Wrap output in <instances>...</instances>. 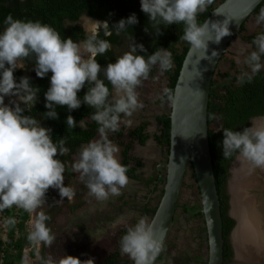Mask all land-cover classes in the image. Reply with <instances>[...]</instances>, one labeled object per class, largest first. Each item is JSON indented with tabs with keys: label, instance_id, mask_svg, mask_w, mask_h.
I'll use <instances>...</instances> for the list:
<instances>
[{
	"label": "clouds",
	"instance_id": "9594fccd",
	"mask_svg": "<svg viewBox=\"0 0 264 264\" xmlns=\"http://www.w3.org/2000/svg\"><path fill=\"white\" fill-rule=\"evenodd\" d=\"M214 2L141 0V11L149 17L156 36L163 34L162 26L183 24L180 39L187 42L191 50L199 52L202 59L211 60L218 55V51L213 49L209 55L210 44L219 45L224 38L232 35L230 26L235 22L228 16L222 21L208 18L199 22V15ZM256 3L258 0H253V7ZM213 13L223 15L218 8ZM255 22L257 25L264 23V7L260 8ZM138 23L133 13L112 24L111 29L119 35ZM4 25L6 27L0 32V211L15 206L29 214L26 238L36 249L38 264H95L94 258L81 260L67 254L59 258L41 255V246L51 247L56 239L46 223L51 217L43 211L49 189H57L61 200L67 198L71 201L76 193L71 186H65V164L56 158L68 153L69 149L65 147L67 138L54 142L51 128L42 126L35 117L25 114L36 104L40 89L32 85L28 76L20 77L17 82L14 72L24 68V62L32 57L38 77L44 78L51 73L50 87L44 94L48 109L43 114L46 119H59L57 106H66L71 112L83 103L94 109L90 118L99 126V138L81 145L73 170L80 174L89 195L104 202L110 196L121 195L122 189L130 182L127 175L130 166L121 163L118 155L120 148L109 138V133L120 130L122 116L130 117L143 108L137 89L149 78L153 67L158 66L161 71L171 70L174 66L172 54L164 48H158L150 55L137 54L146 53L147 49L133 38L128 51L117 57L115 63L102 67L97 57L106 54L112 44L99 38L97 29H103L105 36H110L112 31L108 21L96 20L97 29L78 42L70 37L61 38L60 33L49 24L14 18L11 14L5 18ZM145 31L149 32L148 27ZM250 47L253 50H240L239 55L244 57L242 61L236 60L238 66H246V69L241 67L236 76L238 84L251 83L264 68L261 59L264 57V32L255 36ZM86 85L87 92L81 100L78 93ZM5 97L16 99L6 104ZM165 97L175 105L171 89L162 90L159 98L163 101ZM66 123L68 129L87 127L84 119L77 124L72 115L67 116ZM251 123V127L242 131L222 130L223 158L229 159L236 154L238 161H247L253 168L264 169V117L253 118ZM161 176L162 173H159V179ZM5 223L15 225L16 221L7 218ZM119 247L133 264H155L164 250L163 239L157 236L156 220L139 217L134 224L127 226L119 240ZM28 249L25 254L26 248L23 249L20 264H33L29 253L31 247Z\"/></svg>",
	"mask_w": 264,
	"mask_h": 264
},
{
	"label": "trees",
	"instance_id": "16d2710c",
	"mask_svg": "<svg viewBox=\"0 0 264 264\" xmlns=\"http://www.w3.org/2000/svg\"><path fill=\"white\" fill-rule=\"evenodd\" d=\"M214 7L215 5L213 4L209 6L206 12L200 14L198 17L199 22L202 23ZM261 7H264V0L256 6L252 14L259 13ZM133 13L136 14L139 23L129 26L117 35L115 30L111 29V25L121 19H126ZM9 14L18 19L49 24L60 33L61 38L67 39L70 37L77 42L84 40L90 34L76 23L81 16H87L97 21H108L112 31L110 36H105L103 29H97L99 38L106 39L112 44V48L106 54L97 57L98 63L102 67H106L110 62L115 63L117 57L128 51L129 46L133 43V38L137 44H143L147 49L146 53H137L140 55L153 54L158 48L168 49L172 54L174 66L171 70L163 71V73L167 79L166 88L171 89L172 92L183 58L189 47L187 42L180 39L183 33V24H173L168 27L162 26L163 34L156 36L155 30L149 22V17L141 11V0H0V32L6 27L4 20ZM146 27H148L149 32L145 31ZM244 30L245 25L243 23L238 33ZM260 32H264V23L258 32L243 35L242 39L252 44L255 36ZM25 65V68H18L14 72L17 82H19L20 77L28 76L32 85L40 89L36 104L30 112L26 111L25 114L35 117L41 122L42 126L51 128L54 142H58L60 138H67L65 147L69 149L68 153L64 156L58 155L56 158L62 160L66 169L64 174L69 175L71 173V165L68 163H72V155L78 154L81 145L93 140L98 133L99 126L90 118L94 109L83 103L79 109L71 112L66 106H57L56 111L59 119H46L43 114L48 109L45 107L46 99L44 94L50 87L51 73L44 78L38 77L34 70V58L32 57L25 61ZM155 70L156 68L153 67L149 77L153 76ZM32 73H35V75ZM219 75L225 79V83L218 86L215 85L214 79L211 81L207 107V124L209 152L221 215L222 257L223 264H225L232 256L228 236L234 225V220L227 214L228 197L225 193V186L229 175L230 163L236 154L229 159L223 158L222 141L224 137L222 130L230 128L242 131L245 127H250L253 118L264 117V69H261L251 83L244 84L237 83V75L227 72L219 73ZM101 78H103V74H101ZM105 83L107 84L108 82L105 80ZM109 87L111 86L109 85ZM86 92L87 85L78 93L81 100ZM21 106L23 107L24 105L21 103ZM68 115H72L77 124L84 119L87 126L86 129H81L79 126L74 129H68L66 123ZM159 119L161 128L158 134H153V138L159 145L165 146L166 151H168L170 119L168 114L164 112L159 116ZM215 120L219 123L217 130L210 127ZM124 129L125 126L120 125V130L115 133H109V138L114 142H118L121 146V163L130 166L127 173L130 178L134 177L135 171L142 165L139 158L129 154L132 143L136 141L142 145L149 135L145 132V124L142 123L127 131V136L130 140L126 142L122 139ZM190 168L194 177L192 164H190ZM155 208L151 210L152 214ZM4 211L6 217L14 218L16 223L15 225H8L7 234L9 241L3 247L4 257L2 264H20L25 246L31 247L30 256L34 255V246L30 245L26 238L28 231L26 222L29 214L15 206ZM197 215H202L200 210L197 211ZM52 219L51 217L46 222L49 227ZM15 231H17L16 236L14 235ZM125 232L126 230L122 231V235ZM1 248L0 239V250ZM41 255L44 256V246H42ZM118 256L119 251L114 250L106 255L100 264H127V260L122 261Z\"/></svg>",
	"mask_w": 264,
	"mask_h": 264
},
{
	"label": "rangeland",
	"instance_id": "374dc122",
	"mask_svg": "<svg viewBox=\"0 0 264 264\" xmlns=\"http://www.w3.org/2000/svg\"><path fill=\"white\" fill-rule=\"evenodd\" d=\"M219 2H221V0H215L214 5L216 6ZM258 14L259 13L251 14L244 22L245 30L237 33V35H235L228 43L226 51L220 57L216 66L215 74L213 76L215 85L219 86L225 83V79L222 78L219 73L227 72L232 75H238L241 67L246 69V66L243 64L238 66L236 60L240 59L242 61L244 59L243 56L239 55L242 48H247L248 51L253 50V47H250L251 44L243 40L242 36L258 32L261 29L263 23L257 25L255 22V17ZM76 23L81 25L87 33H91L94 29H97L96 20H92L87 16H81ZM261 59L262 62H264V57ZM155 68L156 70L154 71L153 76L144 81L142 86L137 89L139 100L143 104V108L134 112L130 117L123 116L121 118L120 125L125 126V131L137 124L144 123L146 125V131L151 134V136L155 133H159L161 128L159 116L163 112H168L170 102L167 98L163 101L159 98L162 94V90L166 88L167 79L158 66ZM32 74L35 75V73ZM11 99L16 98L5 97V103L8 104ZM251 126L252 123L250 124V127ZM210 127L217 130L219 127L218 121L215 120ZM98 138L99 134L94 139ZM122 139L126 142L130 140L126 134ZM114 143L121 149L118 142ZM136 152L140 154L139 159L142 161V165L136 171L135 177L132 179L133 181H130V188L133 193H129L127 188H124L122 189L121 195L110 196L108 203L105 204L97 201L93 197L96 202L94 206L97 208H95V211L92 214H88L90 209V207L88 208V205L91 203L92 196L89 195V190L85 186V183L80 179V174L73 170V165L78 160V154L72 155V163H68L71 165V173L69 175L64 174V184L65 186H71L74 188L76 193L75 197L71 201L67 200V198L61 200L57 189H49L46 196V204L43 206V211L53 218L52 226L57 228V230H53V233L60 234L58 237H60L64 231H67L69 235L74 234L82 240L84 237L86 240H89V236L92 234L91 232L95 230V223L97 226L101 227L100 224L103 223L102 221L107 220L105 226L106 230H108V238H99L98 241H96L97 248L91 251V253L94 252L93 255L87 257L86 254H79L78 257L81 260L94 258L95 264H100L106 254L118 250L120 260H127V264H132L133 261L127 255H123L120 251L119 241L117 240V231L122 225L127 227L134 224L141 216H147L149 219L151 218L150 213L145 210H152L157 206L160 200L162 194L161 191L163 189L164 166L159 163H164L165 158L167 157L166 147L159 145L152 137L142 146L134 141L130 153ZM118 155L120 158V152ZM237 161L238 160L234 158L230 163L229 175L225 186V193L228 197V215L230 214L232 207L231 187L233 183L232 181L235 179V167ZM157 172L162 173L160 179L159 176L155 177L158 175ZM246 174L248 176L243 182H246L247 180L250 182V180H252L253 183L249 184V187H247L245 191L248 196L254 198L257 209L259 213H261V221L264 226V169L252 168L251 173L247 172ZM153 179L157 180L156 184L152 181ZM100 206H104L102 212ZM200 208L201 205L198 188L189 165L185 170L184 178L175 203L172 224L166 240L163 243L164 250L160 253L163 259L160 260L159 258L158 261H156L158 264H163L159 261H163L165 264H200L203 261L205 262L207 256V243L203 215H197V211L200 210ZM84 212L86 214L85 217L81 215ZM231 215L233 214L231 213ZM231 217L234 220V227L236 224L235 217ZM29 220L30 216L26 223L27 230ZM118 220L120 223H116ZM230 235L231 231L228 236L231 244V241L233 242L235 237L234 240L233 237L231 240ZM91 242L93 243L95 241L91 240ZM25 248L27 251L29 246H25ZM56 249V246L51 245V247L46 248V252L50 254ZM231 249L232 256L225 264H237L236 246L231 244ZM52 256H54L53 258H57L55 257L57 256L55 254ZM31 260L33 261V264H38L35 257L31 258ZM252 261L250 264H264L263 257L259 258L258 256Z\"/></svg>",
	"mask_w": 264,
	"mask_h": 264
},
{
	"label": "water",
	"instance_id": "95a60500",
	"mask_svg": "<svg viewBox=\"0 0 264 264\" xmlns=\"http://www.w3.org/2000/svg\"><path fill=\"white\" fill-rule=\"evenodd\" d=\"M261 1L258 0L253 7V0H222L210 11L205 20L222 21L226 16L234 18L235 22L230 26L232 35L224 38L219 45L210 44L209 55L213 49L218 51V55L211 60L202 59L199 52L188 47L173 89L176 103L173 105L170 102L167 112L170 119L169 145L166 162L160 164L164 166L163 189L151 219L156 220L157 236L162 237L164 243L185 170L192 164L206 229V264L223 262L221 215L208 144L209 90L217 63L228 43ZM217 8L223 15L213 13ZM231 213L229 215L234 216ZM235 221L237 224L236 218ZM235 226L231 229V240ZM231 244L234 246L232 241Z\"/></svg>",
	"mask_w": 264,
	"mask_h": 264
},
{
	"label": "bare ground",
	"instance_id": "6f19581e",
	"mask_svg": "<svg viewBox=\"0 0 264 264\" xmlns=\"http://www.w3.org/2000/svg\"><path fill=\"white\" fill-rule=\"evenodd\" d=\"M235 168V179L231 187V212L237 220L232 233L237 250L236 263L250 264L258 256L264 258V226L263 222H260L261 213L257 209L254 198L248 196L245 191L253 181L243 182L248 176L246 173H251L253 167L246 161H237Z\"/></svg>",
	"mask_w": 264,
	"mask_h": 264
},
{
	"label": "crops",
	"instance_id": "0c3cea01",
	"mask_svg": "<svg viewBox=\"0 0 264 264\" xmlns=\"http://www.w3.org/2000/svg\"><path fill=\"white\" fill-rule=\"evenodd\" d=\"M129 180L130 181H133L132 179H129ZM125 188H127V190H128L129 193H131V194L133 193V191L130 188V182H129V184ZM92 198H91V203L89 204L90 206L88 205V208L90 207V209L88 211V214L94 213L95 208H97L96 206H94L95 203H96L95 202V199L94 198L92 199ZM101 203H104V204L105 203H108V200L107 201H104V202H101ZM103 208H104V206L103 207L100 206L101 212H102ZM81 215L85 217L86 214L84 212ZM237 219H238V217H237ZM106 221L107 220L102 221L103 223L100 224L101 227L97 226V224L95 223V225H96L95 230H93L91 232L92 234L89 236V240H86L85 237L82 240L78 236H75L74 234L69 235L67 231H64L65 233L63 232V234L60 237H58L60 234L58 235V234L54 233L55 236H56V239L53 242L52 246H56L57 247V249L55 250L56 252L55 251H52L49 254V253L46 252V248L47 247H44V251H45L44 256L47 257L48 255H54L55 254V255H57L55 257L59 258V257L64 256L66 254L67 255L77 256V257H78L79 254H82V253L83 254H86L87 257L93 255L94 252L91 253V251L92 250H95L97 248L96 241H98L99 238H103V239H106V237L108 238V230H106V226H105V222ZM260 222H261V220H260ZM52 223H50V227H52V231L54 229L57 230V228L55 226H52L53 225ZM91 240L92 241H95V242L92 243ZM28 250L29 249H27V251L25 250L24 251V254H25V252L28 253ZM35 251H36V249H35ZM35 251H34V255L31 256V258H34L35 257ZM106 255H108V254H106Z\"/></svg>",
	"mask_w": 264,
	"mask_h": 264
},
{
	"label": "flooded vegetation",
	"instance_id": "af4514ba",
	"mask_svg": "<svg viewBox=\"0 0 264 264\" xmlns=\"http://www.w3.org/2000/svg\"><path fill=\"white\" fill-rule=\"evenodd\" d=\"M141 124H142V123H141ZM143 124H144V123H143ZM137 125H139V124H137ZM137 125H135V126H137ZM133 127H134V126H133ZM131 128H132V127H131ZM129 129H130V128H128L126 131H125V129H124L123 134H124V135H125V134L127 135V131H128ZM145 132L149 135V137L145 140L144 144L148 141V139H150L151 137L153 138V135L151 136V134H149V133L146 131V125H145ZM97 135H98V133L96 134V136H97ZM124 135H123V136H124ZM96 136H95V137H96ZM95 137H94V138H95ZM94 138H93V139H94ZM153 139H154V138H153ZM144 144H142V145H144ZM140 145H141V144H140ZM142 145H141V146H142ZM130 150H131V148H130ZM130 150H129V154H130V155L139 158V156H140L139 153H137V152H136V153H130ZM166 155H167V154H166ZM166 159H167V157L165 158V162H166ZM120 161H121V149H120ZM140 161H141V160H140ZM141 162H142V161H141ZM159 164H161V162H160ZM159 169H160V168H159ZM137 170H138V169H137ZM137 170H136V171H137ZM160 170H161V169H160ZM157 173H158V175H156L155 177H158V176H159V173L161 174V172H157ZM134 177H135V175H134ZM134 177H130L129 179H133ZM152 181L154 182V184H156V182H157L156 179H155V180L153 179ZM155 209H156V208H155ZM145 211L148 212V213H150V216L152 217L153 214L151 213V210L146 209ZM154 212H155V211H154ZM150 219H151V218H150ZM172 220H173V219H172ZM52 222H53V219H52ZM52 222H51V223H52ZM50 228H51V227H50ZM126 228H127V227H124L123 225L119 227V229H118V231H117V240H118V241L120 240V238H121V236H122V231L126 230ZM206 249H207V245H206ZM44 253H45V251H44ZM207 255H208V250H207ZM119 256H120V254H119ZM119 256H118V257H119ZM158 256H160V257H159L160 260L163 259L162 256H161V254H159ZM105 257H106V256H105ZM206 258H207V256H206ZM206 258H205V262L203 261L204 263L202 262V263H200V264H206ZM156 261H158V260H156ZM159 262H162L163 264H165V262H163V261H159ZM155 264H158V263L155 262Z\"/></svg>",
	"mask_w": 264,
	"mask_h": 264
},
{
	"label": "built area",
	"instance_id": "2783aa9c",
	"mask_svg": "<svg viewBox=\"0 0 264 264\" xmlns=\"http://www.w3.org/2000/svg\"><path fill=\"white\" fill-rule=\"evenodd\" d=\"M7 217L5 214V211H0V239H1V243H2V248L0 250V264H2L3 261V257H4V251H3V247L4 244L7 243L9 241V237H8V225L5 223ZM14 235H17V231L14 232Z\"/></svg>",
	"mask_w": 264,
	"mask_h": 264
}]
</instances>
